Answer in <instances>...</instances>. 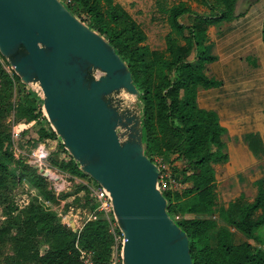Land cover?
I'll list each match as a JSON object with an SVG mask.
<instances>
[{
    "label": "trees",
    "instance_id": "obj_1",
    "mask_svg": "<svg viewBox=\"0 0 264 264\" xmlns=\"http://www.w3.org/2000/svg\"><path fill=\"white\" fill-rule=\"evenodd\" d=\"M197 1L205 8L204 14L195 12L186 2H179L169 9L170 33L166 37L165 51L152 50L146 44L144 31L115 0H69L65 5L111 43L133 75L141 92L139 102L143 111L145 153L157 165L159 159L174 158L168 170L161 168V180L165 173L168 174L167 186L162 191L168 202L169 215L174 220L180 217L175 221L189 236L193 263L264 264V235L260 233L264 229V176L254 183L257 194L253 202L237 199L227 208L217 210L215 165L229 160L224 142L228 131L215 111L203 109L198 104L200 90L223 85L210 73L209 66L218 60L207 48L210 28L232 22L246 13L237 12L239 0ZM187 17H191V24L185 22ZM0 59L13 74L11 78L0 63V78L6 81V87H11L13 79L20 81V78L1 54ZM18 117L27 124L39 125L43 121L47 124L48 128L38 129L40 140L59 139L44 115L42 97L34 91H29L20 103ZM245 141L256 157L264 155V142L259 134H248ZM7 142L8 136L0 125V204L11 180L9 164L14 161ZM60 148L67 159L60 163L53 159V164L72 177L92 180L80 170L62 143ZM171 181L178 186L172 185ZM47 182L40 173L33 178V185L42 195L50 194L46 189ZM51 198L59 202L52 191ZM89 205V210L94 211L98 204L90 199ZM216 213L228 226L262 246L236 243L229 228L211 218H182ZM97 214L98 218L88 222L78 238L59 220L56 211L45 209L37 200L22 221L23 248L19 252L22 260L15 264H83L77 244L94 253L93 264H110L115 234L104 213ZM115 233L122 235L117 226ZM38 237H42L48 246L44 254L38 247H31V242Z\"/></svg>",
    "mask_w": 264,
    "mask_h": 264
},
{
    "label": "water",
    "instance_id": "obj_2",
    "mask_svg": "<svg viewBox=\"0 0 264 264\" xmlns=\"http://www.w3.org/2000/svg\"><path fill=\"white\" fill-rule=\"evenodd\" d=\"M0 54L42 92L51 129L109 193L122 264H194L145 153L141 92L111 43L61 0H0Z\"/></svg>",
    "mask_w": 264,
    "mask_h": 264
},
{
    "label": "rangeland",
    "instance_id": "obj_3",
    "mask_svg": "<svg viewBox=\"0 0 264 264\" xmlns=\"http://www.w3.org/2000/svg\"><path fill=\"white\" fill-rule=\"evenodd\" d=\"M259 1L264 2L239 0L237 12L246 13L245 16L212 26L208 33L207 48L220 59L209 66L210 73L222 81L223 85L216 90H200L198 104L203 109L215 110L222 125L228 129L224 142L229 160L215 165L217 210L227 208L237 199L253 202L256 190L252 183L264 175V155L260 159L256 158L243 139L248 133H257L264 142V10H252L253 5ZM67 2L69 0L63 1L64 4ZM179 2H186L195 12L204 14L205 8L200 6L197 0H115L144 31L146 44L152 50L160 51L166 50V37L170 33L168 11ZM185 22L191 24V17H187ZM0 63L12 78L11 69L4 60L0 59ZM36 90L15 79L11 87H6V81L0 78V125L8 136L7 148L14 154V161L9 164L10 184L3 192V203L0 204V264H15L22 260L19 257L23 248L22 221L26 219L31 204L38 200V204L49 211H56L59 220L67 224L73 220L84 221L89 213V200L94 201L91 188L97 184L89 178L71 176L70 186L61 194L67 196L64 199L57 197L59 202L51 198L50 182L46 183V189L50 193L48 195H42L33 185V178L39 171L26 164L27 156L24 154L30 156L37 143L46 144L51 153L48 163L54 168L58 169L59 166L53 164V159L58 163L67 159L60 148L59 139H39L38 129L48 128L44 121L39 125L33 122L28 126H20L18 130L21 131V139L14 141L12 138L13 126L26 123L18 117L19 105L29 91H34L42 97V92ZM43 112L45 115L44 109ZM18 150L22 154H19ZM172 159L174 158L159 159L158 166L168 170ZM177 164L181 165L180 162ZM166 176L167 173L164 174L160 185L168 183ZM213 216L219 224L230 227L219 218L218 213ZM109 219L117 226L112 209ZM175 220L179 218L175 217ZM230 228L237 235V241L246 240V237ZM260 233L264 235V229ZM248 240L255 246H262L251 239ZM31 247H38L42 254L48 250L42 237L33 240Z\"/></svg>",
    "mask_w": 264,
    "mask_h": 264
},
{
    "label": "built area",
    "instance_id": "obj_4",
    "mask_svg": "<svg viewBox=\"0 0 264 264\" xmlns=\"http://www.w3.org/2000/svg\"><path fill=\"white\" fill-rule=\"evenodd\" d=\"M33 89V87H32ZM38 92V89L36 90ZM28 126L29 124L27 123H22L19 125H14L12 129V138L14 141L20 140L21 139V131L18 130L20 126ZM19 154H22L21 151L18 150ZM50 152L48 151L46 144L45 143H37L36 147L33 149L31 155H25L27 156L26 158V164L35 167L41 175H43L48 182H50L51 185V191L54 193L56 197H60L62 193H64L68 187L70 186V177L68 173H65L57 168H54L52 164L48 163V158L50 156ZM74 178V177H73ZM163 179V178H162ZM161 182V179H160ZM172 185L178 186L175 184L173 181H171ZM160 188L163 190L166 188L167 184L160 185ZM92 196L94 200L97 202V208L94 211H90L87 215V218L84 221H78V220H73L70 223H63L69 228L72 229V231L77 234V237H80V234L85 227V225L92 221L96 220L98 218L99 213H104L106 218L110 221L109 219V212L112 209L111 206V201H110V196L109 193L99 186H93L91 188ZM111 223V231L115 234V246L113 248V254H112V259L110 264H122V247L124 243V237L123 235H117L115 233V228L116 225L114 226ZM76 248L78 249L80 253V259L83 262V264H93L94 263V253L91 251H86L81 249L78 244L76 245Z\"/></svg>",
    "mask_w": 264,
    "mask_h": 264
},
{
    "label": "crops",
    "instance_id": "obj_5",
    "mask_svg": "<svg viewBox=\"0 0 264 264\" xmlns=\"http://www.w3.org/2000/svg\"><path fill=\"white\" fill-rule=\"evenodd\" d=\"M260 4H262V5H260ZM264 10V2L262 3V2H257V3H255L254 5H253V7H252V10ZM244 17V16H243ZM252 23V22H251ZM254 25V24H253ZM262 40H263V31H262ZM264 43V42H263ZM218 60H220L219 59V57H218ZM217 60V61H218ZM216 61V62H217ZM215 62V63H216ZM220 88V87H219ZM219 88H215V89H210V90H216V89H219ZM201 107V106H200ZM205 109V108H204ZM207 110H212V109H207ZM213 111H215V110H213ZM216 112V111H215ZM217 113V112H216ZM221 125H222V123H221ZM223 127H225L224 125H222ZM226 128V127H225ZM227 129V128H226ZM227 131H228V129H227ZM227 134H228V132H227ZM248 134H253V133H248ZM247 134V135H248ZM254 134H257V133H254ZM246 136V135H245ZM245 136L243 137V139H244V142L246 143V145H247V147H248V149L250 150V148H249V146H248V144H247V142L245 141ZM263 140V139H262ZM251 151V150H250ZM252 152V151H251ZM253 153V152H252ZM253 155H254V153H253ZM255 156V155H254ZM256 157V156H255ZM256 158H258V157H256ZM260 159V158H259ZM217 172V171H216ZM264 176V175H263ZM262 176V177H263ZM261 177V178H262ZM261 178H259V179H261ZM258 179V180H259ZM257 181V180H256ZM256 181H254L253 183H252V186L254 187V183L256 182ZM255 188V187H254ZM255 190H256V188H255ZM256 194H257V190H256ZM256 196V195H255ZM254 201V200H253ZM106 217V216H105ZM177 218H179L180 219V217H177ZM182 218H185V219H196V218H200V219H207V218H211V219H213V220H215V221H217L216 220V218L213 216V215H210V216H195V215H186V216H182ZM220 218V217H219ZM221 219V218H220ZM222 220V219H221ZM218 222V221H217ZM219 223V222H218ZM220 226H224V225H221V224H219ZM225 227H227V226H225ZM229 228V230L233 233V235L235 236V242L236 243H241V242H249V240L247 239V237L244 235V234H242V233H240L239 231H237L235 228V231H237L239 234H241V235H243L244 237H246V240H243V241H237V235L235 234V232L230 228V227H228ZM233 228V227H232Z\"/></svg>",
    "mask_w": 264,
    "mask_h": 264
}]
</instances>
